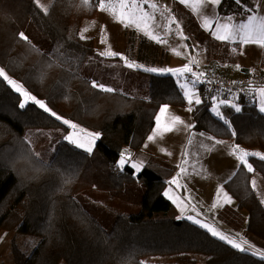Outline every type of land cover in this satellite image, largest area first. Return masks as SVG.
Here are the masks:
<instances>
[{
    "label": "trees",
    "instance_id": "obj_1",
    "mask_svg": "<svg viewBox=\"0 0 264 264\" xmlns=\"http://www.w3.org/2000/svg\"><path fill=\"white\" fill-rule=\"evenodd\" d=\"M249 3L222 0L219 14H243L242 5ZM99 8L97 0L88 5L82 0H52L45 13L34 0H0V68L62 118L57 120L32 101L21 108L23 96L0 77V234L12 230L39 238L29 255L18 257V264H150L144 259L181 254L202 255L204 264H264L263 257L240 251L201 225L179 218L164 195L177 166L155 157L139 173L127 164L123 170L117 166L122 152L135 153L144 146L161 106L182 108L187 101L170 73H151L148 92L132 96L119 87L118 75L112 76L111 62H95V39L82 38L81 25ZM173 12L185 33L202 47L205 65L222 73L220 68L238 62L240 43L216 40L177 1ZM140 39L132 43L138 62L154 64L155 47ZM161 45L164 57L169 55L165 43ZM262 58L264 63V51ZM108 79L118 82L113 92L92 87L93 81L111 84ZM199 92L202 102L192 109L195 130L264 152V113L257 103L226 97L241 110L220 104L229 122L225 124L210 109L202 86ZM63 119L98 133L93 152L69 143L65 137L70 127ZM32 129L60 131L49 161L28 139L26 131ZM249 163L264 177V159L251 155ZM251 173L242 164L226 182L238 205L224 207L220 216L234 227L246 221L247 231L264 241V204L251 186ZM107 209L113 211L110 218L101 211Z\"/></svg>",
    "mask_w": 264,
    "mask_h": 264
},
{
    "label": "rangeland",
    "instance_id": "obj_2",
    "mask_svg": "<svg viewBox=\"0 0 264 264\" xmlns=\"http://www.w3.org/2000/svg\"><path fill=\"white\" fill-rule=\"evenodd\" d=\"M51 1L52 0H40V4L48 8ZM156 1L157 0H149L150 3L157 4V9L153 10L148 7L147 11L150 14L154 12L156 22L153 26L156 27V29H154L153 35L157 36L161 42H157V41L154 42L151 40H147L144 38L146 37L144 34H142V38H141L140 34L136 32L137 30L136 27L134 26L126 27L121 22L113 21L116 18H114V16L111 15L107 9H105L104 11L97 12V14L93 16L92 18H86L83 20L82 25H81V36L90 37L93 34H96L97 36V42H98L97 50H96V54L92 56L95 62H100V61L111 62L112 66H114L112 69L114 71L112 76L118 75L119 77V80H118L119 83L116 80L108 79L112 81V83L111 84L106 83V84H109V85H105L106 87L111 88L112 85L114 86L113 83L115 82L119 84V87L126 88V91L130 95L132 96L141 95L142 96L148 92L150 74L153 73V72L146 71L145 69L157 68V66L161 65V63L164 62V60L167 63L162 64L163 69H166L167 66L169 67L168 69L182 68L186 64H189L190 60H192L193 58L195 60L196 58H199V60H201V63L204 64L201 58L203 54L202 47L199 46L191 38V36L188 33H185L186 36L188 37V40L191 41L194 47V52H192L189 48L188 43L186 42L187 39L184 40L181 38V36L177 35L178 31H176L175 26H173V21L169 23V21L172 19L171 14L169 13L170 12L169 3L166 5H160V2L157 3ZM108 2H109L108 0H105V4H107ZM249 4L250 5L247 6L248 8H254L251 0ZM241 11L244 13L243 7ZM174 21H178L176 17ZM86 22H88L89 24L85 25ZM176 25H178L177 27H179L181 24L177 23ZM171 28H172V31H170ZM85 29H87V31H84ZM168 32L169 33L172 32L167 37V39L172 42L171 51L173 52V49H177L178 51H180L181 55L174 54L172 56L171 54L167 55L165 53L169 58L167 56L164 57L162 53L163 48L161 44L163 41L166 40V33ZM185 34H183V36H185ZM140 38L144 40L145 44L155 47V52L152 54V56L157 55V57L154 59L155 60L154 64H148L146 62H140V63L138 62L137 51L135 48L132 47V43L134 42L138 43ZM146 38H149V37H146ZM168 40L166 41L168 42ZM184 45H186L187 47H183ZM109 49H111V51L116 52L120 55L113 57V58H106L108 56L101 55V53H104ZM120 56H123L128 61L133 62L135 65H137V67H134V68L127 67L125 60H122ZM143 56L145 57V55ZM178 58L181 60V62L178 61L179 60ZM238 61H240V59H238ZM177 65L179 66L177 67ZM231 66L220 68V71L222 72L221 74L230 76V77L240 76V74L242 73L241 69L234 68ZM155 73H164V74L170 73L174 75L171 72H155ZM174 76L178 80L179 84L184 83L186 79H191L190 74H187V73L183 77H180L178 75H174ZM9 79L13 80L10 77ZM125 82L126 83L131 82L133 86H131V88H128L126 87ZM16 83L18 85H21L17 81ZM197 85L198 83L195 85L196 92L199 88L198 87L199 85L198 86ZM189 87H191V85H189ZM22 88L24 91H27L23 86ZM200 99H202V97ZM194 124H195V121H194ZM76 125H77V129L70 128L69 133L70 135L75 133L74 138L78 139L80 142L87 143V140L89 139V137L87 136V133L98 134L95 131L85 129L78 124ZM185 125H188L190 127H185ZM174 127L176 128V130L174 131L176 133V140L174 141V145L176 148L174 151H171V152H172V160L175 163V166H178L180 161L183 160L184 157L189 156V146L193 141V138H192L193 130L192 129L194 127L192 124H187L186 122H184L183 124L174 125ZM81 129L83 130L82 132L80 131ZM165 133L166 132H163V134ZM59 134H60L59 130L32 129V130L26 131V135L28 136V139L32 140V142L30 141L32 143V146L34 147V149L39 155H42V157L46 161L50 160V157L52 156L51 154H53V152L55 151L59 143ZM160 140L162 141L163 139L160 138ZM172 140H173L172 137L169 134H167L166 141L169 144H171ZM163 150H164L163 148L160 149V151H163ZM212 159L214 162L216 160L218 161V156H212ZM175 186L180 191V194L187 197V201L189 203L194 204L195 206H197L200 203L197 198H191L189 196V191L184 192V188L181 187L182 184L181 183L178 184V179L176 180ZM195 186L198 187V184L195 183ZM113 201L118 202L119 200L113 199ZM105 206H108V204H105ZM112 209L119 210V208L115 206H113ZM101 211H103V215L106 216V218L107 217L110 218L113 215L112 214L113 211L111 210L107 209V210H101ZM129 212H132V210H130ZM211 212L212 211L209 210L208 208L203 209L202 218L204 219L200 220L202 224H207L209 227L216 229L217 232L224 234L228 238L227 240H224V241L228 242V240H233L235 241V243L240 244L241 247L245 248V251H249L253 253L254 255L256 254L257 256L259 255L260 257L261 256L264 257V252H262L263 250L255 247L251 243V241H249L246 238V235H247L246 232L242 233V232L237 231V229H239L241 225L246 221L239 220V225L237 224L238 227H234L232 226L234 224L232 225L227 224L226 219L218 218L216 215H213V213ZM189 216H192V215H189ZM236 218L237 217H235L234 219L230 218V220L236 221ZM38 243H39V238L33 235H22V234L15 233L12 230L3 232L2 234H0V264H18V257L29 255L37 247ZM205 259L206 258L202 255L181 254V255H177L173 257H148L144 259V262L150 263V264H153V263L155 264L156 263L204 264ZM61 264H64V263H61Z\"/></svg>",
    "mask_w": 264,
    "mask_h": 264
},
{
    "label": "crops",
    "instance_id": "obj_3",
    "mask_svg": "<svg viewBox=\"0 0 264 264\" xmlns=\"http://www.w3.org/2000/svg\"><path fill=\"white\" fill-rule=\"evenodd\" d=\"M174 1H177L181 5H183L194 16V18L196 19L198 24L201 26V28L207 33H209L213 38H215L214 29L216 25L215 23H213L212 30L205 29V27L203 26V12L202 11L198 12L195 10V6L197 5V0H185V2H181V0H157L156 2L157 3L160 2V5H166L169 3V6H170L169 13L171 14V18L174 17V20H175V15L173 12V2ZM251 2L254 6V9L257 12H259L260 14H264V0H251ZM205 3H207V0H205ZM211 7H212L211 5H208L207 8L203 10L210 11ZM143 8L147 10L148 4H144ZM100 11H104V10H101L99 8L98 12ZM246 15L247 13L245 12L243 14H236L233 16H235L237 21H241L242 18ZM219 16L226 17V16H221L220 14ZM113 21L119 22L118 19H115ZM177 23L179 22L173 21V26H175L176 31H178V33L182 31V33L185 34V31L183 30L181 25L177 27L176 25ZM88 24H89L88 22L85 23V25H88ZM154 29H156V27L153 26V31ZM170 31H172V28ZM136 32L139 33L140 35L144 34L146 37L151 38L149 35H146L145 32L142 31L141 29H137ZM171 33L172 32L166 33V40H168L167 37ZM90 37H93L95 39L96 50H97L98 42H97L96 34H93ZM185 37H187L186 34H185ZM220 42H224V41H220ZM232 43H240V42L236 41ZM171 44L172 42L168 40V42L165 43V47L169 51V54L173 56L175 52L171 51L172 50ZM240 45H241V52H240V58H239L240 61L230 66L234 68H239L243 71L246 70L249 72L264 71V63L262 61L264 47H261L258 44H251V43L250 44L240 43ZM178 61L181 62L180 59ZM237 65H239V67H237ZM178 66L179 65H177V67ZM168 68L169 67L167 66L166 69ZM157 69H163V67L159 66L157 67ZM177 83L180 86L179 82ZM198 87L199 88L196 93L201 98V94L199 92L200 85ZM181 91L184 95V92L182 89ZM186 101H187V98H186ZM221 101H226L228 104H231V105L235 104L239 106V104H237L234 100H231V99L227 100L224 98ZM193 104L189 105L187 102L186 106L182 108L168 106V105L161 106L156 116L155 127L153 131L151 132V134L149 135L151 139H149L148 137L144 146L139 151L131 154L132 160L133 161L142 160L143 167H144V165L149 161V159H151L152 157H155V158L157 157L160 160L170 163L171 165H175V163L172 160L171 151H174L176 148L174 145V141L176 140V133L174 131L176 130V128L174 127V125H172L171 120L173 117H179L181 121L186 122L187 124H192L194 127V118L191 113ZM220 104L221 103L219 102L218 105ZM257 105H258V108L260 109L261 97L259 98ZM165 106L167 107V111H165L163 115H161V109L164 108ZM157 118H159L160 124L157 123ZM166 128H170L171 130L165 131ZM192 130H193L192 131L193 141L189 146V156L184 157L183 160L180 161L179 165L177 166V170L175 171L173 176L169 178V180L167 181V185L164 190V195L166 192L168 193L167 195H165V197L168 198L177 208L179 212V218H188L189 215H192L191 217H193V219H198L200 221L201 219H204L202 218V214H203L202 212H203V209H206V208L211 210L212 211L211 213H213V215H216L218 218H221L220 214L223 211L224 207L229 206L231 208L236 209L238 205L237 200L233 198V196L231 195V193L227 190L225 186L226 182L229 181L234 176V174L236 173L240 165L244 164L241 162L240 159H238L239 151L237 150L247 151L250 154H257V156H260V157L264 156V152L257 148L250 149V148H246L243 146H239L235 143L233 139H219V138L213 137L210 134L199 132L195 130L194 128ZM163 132H166V133L163 134ZM167 134H169L173 139L171 141V144H169L166 141ZM68 135H70V133ZM159 136L161 139H163L162 141L160 140ZM216 141H222V143H216ZM95 144H96V141H95ZM95 144H94L93 150L95 148ZM161 148H163L164 150L160 151ZM212 156H218V161L216 160L214 162L212 159ZM250 156L251 155L245 157L248 164H250L249 163ZM182 168L186 169L187 171H181ZM177 179H178V184L179 183L182 184L181 187L184 188V192L189 191V196L191 198H197L199 200L200 203L197 206L189 203L187 201V197L180 194V191L175 186L176 183L173 184V181L174 180L176 181ZM252 181H255V187H253ZM250 182H251V186L253 187L255 193L257 194L259 199L264 204V177L263 175H261L260 173L256 171H252ZM195 183L198 184V187L195 186ZM240 213L243 218H246L247 214L245 211H240ZM193 219H189V220L193 221ZM237 231L242 232V233L246 232L247 234L246 238L249 241H251V243L255 247L263 250L262 252H264V241L250 234L247 231L246 222H244L241 225V227L237 229Z\"/></svg>",
    "mask_w": 264,
    "mask_h": 264
},
{
    "label": "snow or ice",
    "instance_id": "obj_4",
    "mask_svg": "<svg viewBox=\"0 0 264 264\" xmlns=\"http://www.w3.org/2000/svg\"><path fill=\"white\" fill-rule=\"evenodd\" d=\"M38 7L42 9L43 12L47 13L48 8L42 4H40V0H34ZM98 6L101 10L107 9L114 18L118 19L119 22L123 23L126 27L134 26L137 29H142L146 35H149L152 39H157V42H161L160 39L153 35V25L155 24V15L154 12L150 14L147 10L143 8L144 4H148V7L156 10L157 4L150 3L149 0H109V3L106 5L105 0H97ZM181 2H185V0H181ZM237 4H241V0H235ZM82 3L85 5L89 4V0H82ZM222 3V0H197V5L195 6V10L198 12H203V26L205 29L212 30L213 23H215L214 29V36L215 39L224 41V42H236L239 41L242 44H258L261 47H264V14H260L254 8H248L246 5H242L244 11L247 13L246 16L242 18L241 21H237L235 16H226L220 17L218 12V6ZM208 5H211V10L206 11ZM174 21V17L169 21L171 23ZM178 26V25H177ZM84 31H87L85 29ZM177 35L181 36L182 39H188V37L183 36L182 31L177 33ZM20 38L24 40H28V37L24 35V33L19 34ZM83 38V36H82ZM167 43V41H163ZM183 47H187L184 45ZM176 55H181L180 51L177 49H173ZM236 51V49H233ZM101 55L108 56V57H116L120 54L111 51V49L107 50ZM122 60H125L126 66L129 68L137 67L133 62L128 61L125 57L120 56ZM192 64H197L194 58L190 60L189 64H186L184 67L179 69H157V68H147L146 71L149 72H171L174 75H178L183 77L186 73L190 74L191 79H186L184 83L180 84V88L184 92V96L187 98V102L189 105L193 104H200L202 100L198 96L195 91V85L198 82H201V77L205 76V73H196L193 70ZM239 67V65H237ZM0 77H3L17 92H19L23 97L24 101L19 105L21 108L25 106L28 101H32L33 103L37 104L40 108H42L45 112H49L52 116H54L57 120H61L62 118L58 116L54 111H52L48 106L43 103L42 101L38 100L36 97L30 95L27 91H24L21 85H18L16 81L9 79L7 74L0 69ZM210 82V81H209ZM191 85V87H189ZM92 87L96 88L99 87L102 91L105 92H113L114 89L110 87H106L103 84H99L98 82L93 81ZM259 96L261 97V106L260 111L264 112V87L259 88L258 92ZM221 104L227 103L226 101H220ZM235 111H240V107L232 104L231 105ZM219 105L213 107L211 110L215 113L217 117L224 120L225 124L229 122L225 119L222 113L218 110ZM191 110V109H189ZM167 111V107L161 109V115ZM63 123L68 125L71 129H77V125L70 123L67 119H63ZM157 123L159 124V118H157ZM172 125L183 124L184 122L180 120L179 117H173L171 120ZM185 127H190L185 125ZM171 130L170 128H166L165 131ZM83 131L82 129L80 130ZM235 133H233L234 135ZM75 133L66 136V139L69 143L74 144L78 148H84L85 151L91 153L93 151V147L95 144L96 139L99 138L98 134L87 133L89 139L87 143L80 142L78 139L74 138ZM151 139V137H149ZM216 143H222V141H216ZM239 151L238 159L241 160L247 166L249 172L254 171L251 164H248L245 157L249 155H257V154H250L247 151L237 150ZM235 154V152H234ZM264 159V156L260 157ZM130 166L133 168L137 173L141 171L143 168V161L137 160L133 161L131 158V153L127 152L126 150L121 153L120 159L118 160L117 166L123 170L125 165ZM181 171H187L186 169L182 168ZM173 183H176L174 180ZM253 187H255V181H252ZM168 193L166 192L165 195ZM215 207V205H214ZM188 219H193V217L189 216ZM194 223L200 224L201 227L207 228L209 232L213 236H218L221 240H227L228 238L216 231V229L209 227L207 224H202L198 219H193ZM233 247L238 248L240 251H245V248L241 247L240 244L235 243L233 240H228Z\"/></svg>",
    "mask_w": 264,
    "mask_h": 264
},
{
    "label": "built area",
    "instance_id": "obj_5",
    "mask_svg": "<svg viewBox=\"0 0 264 264\" xmlns=\"http://www.w3.org/2000/svg\"><path fill=\"white\" fill-rule=\"evenodd\" d=\"M186 42L190 50L194 52L191 41L186 40ZM196 61H198V65L192 64L191 66L196 73H205L198 84L203 88L204 97L209 102L210 109L217 106L226 97L243 98L250 103L259 101L258 92L260 87H264V74L251 71L238 77H230L215 71L208 65L202 64L199 58H196Z\"/></svg>",
    "mask_w": 264,
    "mask_h": 264
},
{
    "label": "water",
    "instance_id": "obj_6",
    "mask_svg": "<svg viewBox=\"0 0 264 264\" xmlns=\"http://www.w3.org/2000/svg\"><path fill=\"white\" fill-rule=\"evenodd\" d=\"M131 153V152H130ZM132 154V153H131Z\"/></svg>",
    "mask_w": 264,
    "mask_h": 264
}]
</instances>
